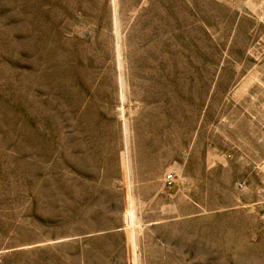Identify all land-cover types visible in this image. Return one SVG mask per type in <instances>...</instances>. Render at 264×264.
<instances>
[{"label": "rangeland", "instance_id": "obj_1", "mask_svg": "<svg viewBox=\"0 0 264 264\" xmlns=\"http://www.w3.org/2000/svg\"><path fill=\"white\" fill-rule=\"evenodd\" d=\"M0 264H264V0H0Z\"/></svg>", "mask_w": 264, "mask_h": 264}, {"label": "bare ground", "instance_id": "obj_2", "mask_svg": "<svg viewBox=\"0 0 264 264\" xmlns=\"http://www.w3.org/2000/svg\"><path fill=\"white\" fill-rule=\"evenodd\" d=\"M112 1H114V0H112ZM115 52H116V59H117V66L118 67H120V60H121V55H120V44H119V41L116 39V41H115ZM118 85H119V87L120 88H122L123 89V85H124V79H123V76H122V74L121 73H118ZM122 91V90H121ZM123 92V91H122ZM123 93H120V99H122L123 98V95H122ZM126 124H124L123 125V130L122 131H124V135L125 134H127L126 133ZM125 147H126V144H125ZM125 159H126V162H127V164H126V168H127V171L129 172V162H128V156H127V151L125 150ZM129 202H131V197H129ZM131 221H132V219H131ZM130 226H132V224L130 225ZM133 227H135L134 225H133ZM130 232H131V230H130ZM131 235H132V239L133 240H135L136 239V237H135V233H134V231L132 230V232H131ZM132 240V241H133ZM137 240V239H136ZM136 240L134 241V242H136ZM133 252H134V255L137 257V250H136V247L134 246V248H133Z\"/></svg>", "mask_w": 264, "mask_h": 264}, {"label": "built area", "instance_id": "obj_3", "mask_svg": "<svg viewBox=\"0 0 264 264\" xmlns=\"http://www.w3.org/2000/svg\"><path fill=\"white\" fill-rule=\"evenodd\" d=\"M164 183H165V185H166L167 188H171V186H172V184H173V174L168 173V174L165 176ZM235 186H236L238 189H242V187H243L242 183H240V182H237Z\"/></svg>", "mask_w": 264, "mask_h": 264}]
</instances>
